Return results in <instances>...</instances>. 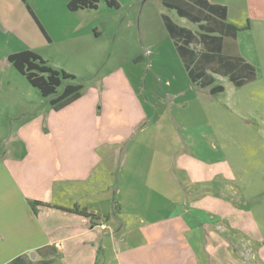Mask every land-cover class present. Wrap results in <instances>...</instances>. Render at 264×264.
Listing matches in <instances>:
<instances>
[{
    "label": "crops",
    "instance_id": "1",
    "mask_svg": "<svg viewBox=\"0 0 264 264\" xmlns=\"http://www.w3.org/2000/svg\"><path fill=\"white\" fill-rule=\"evenodd\" d=\"M159 1L163 8L175 11L178 17L186 19L193 27L178 24L163 8L159 12V22L158 17L156 20L161 23L160 27H153L152 30L150 23L145 21L142 25V40L150 47L145 51L154 61L160 60L161 53L160 41L156 37L158 31H167L180 59L177 44L190 40L187 34L180 37L178 42L173 39L164 21V16H167L178 27L192 32L193 39L188 43V48L193 50L194 54H190V57L194 55L193 59L199 63V67L212 68L217 72L220 70L225 77H229V71L235 76L242 73H239L237 65L222 55L215 57L213 52L227 47L222 36L216 32L220 31L227 36L228 23L239 29L234 37L236 57L242 59L240 65L258 64L259 59L254 54L258 52L257 48L248 35L254 31V34L264 37V1L258 7L256 0H252L257 5L252 12H257L247 13L238 23L230 20V16L242 8L238 4L232 7L227 0H207L210 4L226 6L223 20L208 14L191 1L166 0L168 4L189 9L190 13L200 18L199 21L182 16L175 8L167 7L164 0ZM235 1L245 3L244 0ZM68 2L0 0V4L5 6L4 13L0 14V41H3L5 48L0 51V62L5 60L3 68H0V124L12 125L9 142L5 146L3 134L0 136V264H201L198 257L204 253L197 254L189 239L196 232L189 228H157L156 220L150 222L147 210L142 207L149 199L158 200L165 195L169 196V203H180L183 198L179 192L181 185L187 200L190 196L193 199L191 189L194 184H178L180 177L174 167L177 164L184 168L185 175L189 173L186 171L187 163L193 161L188 154L177 155V152L187 149L191 152V134L183 136L187 145H178L173 149L169 145L174 144L173 140L180 141L183 131L178 127V133L172 124L173 130H168L170 141L167 153H161V156L153 148L149 149L146 138L149 112L143 108L144 103L138 98L141 91H137L130 77L123 74L115 90L119 93L117 101L110 103L115 108L112 110L106 107L100 117L95 113L98 99H92L91 96L85 102H80L83 96L59 110L42 105L41 113L31 114L32 108L36 107L29 103L31 90L20 77L21 74L11 68L8 55L27 49L35 51V48L49 43L83 44L84 37L90 34L91 19L85 20L81 16L79 20L77 15L81 14L80 9L69 10ZM138 2L128 0L127 4ZM143 6L139 12L141 18L145 12ZM255 28L258 32H255ZM216 36L220 38H214ZM241 39L243 45H247L243 46L246 53L239 49ZM214 62L219 63L215 65ZM112 78L111 74L107 76V79ZM16 82L19 87L15 86ZM207 87L210 93L211 86ZM102 88V93L111 89L105 84ZM88 92L99 94L98 89H90ZM4 93H13L15 98L5 99L8 106L1 108ZM20 94H23L22 98ZM127 94L129 97L125 103ZM65 110H70L68 113L75 117L70 121L68 129L62 126L63 119L58 118ZM109 111L115 114H108ZM128 111L131 119L121 122L122 118L128 116ZM101 117L105 118L102 132L99 121ZM168 121L170 119L163 111L153 122L162 133ZM177 122L180 126L183 119ZM42 124L46 125L45 128ZM40 136L44 138L43 141ZM114 152L119 153L118 159L124 174L118 184H103L101 187L102 184L95 180V168L104 155L114 157ZM159 157L161 163H157L156 167L161 166L162 173L158 177L154 162ZM165 175L168 177L167 183L171 184L165 185ZM165 187L168 188L167 192ZM153 188H156V193ZM173 197L175 201L171 199ZM33 200L41 201L42 204L34 205L33 208ZM182 204L188 203L183 200ZM74 205L84 207L96 218L92 220L62 209ZM185 212L186 209L180 213ZM178 219L180 216L175 214L167 221Z\"/></svg>",
    "mask_w": 264,
    "mask_h": 264
},
{
    "label": "rangeland",
    "instance_id": "2",
    "mask_svg": "<svg viewBox=\"0 0 264 264\" xmlns=\"http://www.w3.org/2000/svg\"><path fill=\"white\" fill-rule=\"evenodd\" d=\"M115 1L118 4L116 7L100 0L96 8L80 9L78 19L81 20L83 16L85 20L91 19L92 23L90 34L84 37L83 44L49 43L35 48V51H38L36 53H41L49 66L75 75L73 80L62 79L56 93L61 92L69 82L80 83V96L64 107L83 96L80 102H85L91 96L92 99H98L95 113L100 117L106 107L112 110L115 108L110 103L117 101L119 93L115 90L123 74L130 77L132 83L137 86V91H141L138 98L143 101V108L149 112L146 136L149 149L153 148L162 156L167 153L169 146L176 149L175 146L187 145L184 135L188 137L191 134L192 137L189 142L191 152L188 149L177 152V155L188 154L193 161L187 163L186 171L189 173L185 175L184 168L177 164L174 167L180 177L178 184H194L191 189L194 193L193 199L190 196L187 200L182 185L179 186L183 197L180 203H169L168 195L156 199L157 201L149 199L146 205L142 206L143 210H147L149 221L156 220L157 228H189L196 232L189 239L192 240L197 254L204 253L198 257L201 264H264V37L254 34V31L252 35H248L257 48L258 52L254 54L259 59L258 64L251 65L253 70L250 71L245 65H240V60L236 57L234 35L225 36L217 31V35L222 36V41L227 47L222 51H213L215 57L222 55L224 59L236 62L239 73L242 72L239 79H249L237 84L225 77L220 70L217 72L212 68L199 67V63L194 60L191 64L193 72L196 73L200 69L205 71L194 81L184 64L188 59L178 57L165 29L158 31L156 36L160 41V60L154 61L145 51L150 47L142 40V25L148 21L152 30L153 27L161 26V23H158L159 12L163 8L160 1L147 0L144 3L145 0H139L140 2L131 5L127 4L128 0ZM227 1L232 7L235 4L241 6L242 10L230 16V20L238 23L247 13H256L257 10H252L254 11L257 5L261 7L260 4L264 0H256V6L252 0H244L247 6L249 3V11L245 3ZM142 6L146 12L143 18L142 14H139ZM4 7L0 4V14L4 13ZM163 11L178 24L193 27L192 23L178 17L175 11L165 8ZM255 32H258L256 28ZM239 41V49L246 53L244 47L247 45H243L242 39ZM0 45V51L5 49L3 41H0ZM4 61L0 62V68H3ZM217 63L219 62H214L215 65ZM11 68L15 69L13 66ZM15 71L18 72L16 69ZM109 74L112 79H107ZM203 76L204 81L213 78V83L208 86L222 84L224 91L209 93L207 86L200 87L197 82L199 83ZM20 77L31 90L29 103L36 106L32 108L31 114L41 113L42 105L52 109L49 98L43 97L22 74ZM103 84L111 89L102 93ZM15 86L19 87L18 82ZM21 86L23 88V85ZM90 89H98L99 94L88 92ZM20 95L22 98L23 94ZM13 97V93H4L1 108L8 106L5 99ZM128 97L129 94L125 103ZM69 111L61 112L58 117L63 119L62 126L66 129L70 128V121L75 118ZM163 111L170 121L161 133L153 121ZM107 113L115 114L110 111ZM103 117L99 120L102 125L101 132L105 128ZM128 118L131 119L129 111L128 116L122 118L121 122H126ZM180 119H183V122L178 126L177 121L180 122ZM172 124L178 133V127H181L183 134L180 141L173 140L174 144L168 146V130H173ZM45 126L42 124L43 128ZM11 129V124H0V136L3 134L4 146L9 142ZM43 139L41 137L40 140ZM113 155L114 157L104 155L95 168V180L102 184L101 187L105 184H118L124 174V168H121L118 159L119 153L114 152ZM159 158L154 162L158 177L162 173L161 166L156 167L157 163H161ZM162 166L165 167V163ZM166 178L168 177L165 175L164 179ZM150 182L149 178L148 183ZM165 182V185L171 184L167 183V179ZM153 189L156 193V188ZM164 190L167 192L168 188L165 187ZM171 199L176 200L174 197ZM183 200L188 204H182ZM184 209L186 212L181 214ZM175 214L180 216V220L167 221Z\"/></svg>",
    "mask_w": 264,
    "mask_h": 264
},
{
    "label": "trees",
    "instance_id": "3",
    "mask_svg": "<svg viewBox=\"0 0 264 264\" xmlns=\"http://www.w3.org/2000/svg\"><path fill=\"white\" fill-rule=\"evenodd\" d=\"M100 0H69L67 3V7L71 11H76L78 9H93L97 7V3ZM106 3L109 6H117V2L115 0H105ZM194 3L195 5L201 7L205 11L208 12V14H211L213 16H217L220 19H225L226 16V6L221 4H210L207 0H188ZM165 5L169 8H175L178 13L182 16H185L193 21H199L200 18L196 17L194 13H190L188 10H184L183 8H180L179 6H175L173 4L166 3V0H164ZM164 21L166 24V27L169 30V33L171 36L178 42V39L181 37H184V34L189 35L190 40L188 42L182 44H177V49L179 51V54L182 59H188L186 60L185 67L188 70V74L190 75V78L192 80L196 81L198 78H200L205 71L203 69L199 70L198 72L194 73L193 68H191V64L194 61V55L190 57V54H194L193 50L188 48V43L193 39V34L190 30L185 29L183 27H178L176 24L172 23L171 20L164 16ZM227 26V33L234 35L239 29L232 25V24H226ZM215 30H212V32ZM214 38H220L219 36H216ZM187 52V53H185ZM188 57V58H187ZM8 60L11 63V65L20 73L22 74L28 83L37 88L40 92V94L43 97H48V101L50 105L55 110H59L71 101L75 100L80 96V90L82 88V85L80 83H73L69 82L67 83L61 92L58 94L56 93V88L61 84L62 79H68L73 80L75 78V75L67 72L63 69L57 70L55 68H52L49 66L46 61L36 52L32 50H21L18 52H14L8 55ZM240 60H242L240 58ZM231 62V61H230ZM234 65H237L236 62H232ZM246 66L250 69V71L253 70L252 66L245 63ZM233 69V68H232ZM235 69V68H234ZM232 71H229V79L231 81H234L237 84H240L242 81L247 79H239V76H235ZM213 83V78H209L208 80L204 81V76L200 80L199 84L201 86H208ZM223 90V86L220 84L213 85L210 87V92L215 93ZM42 204L41 201L33 200L31 201V206L34 208V205ZM66 211L74 212L77 214H81L87 217H90L92 220L96 218V216L92 213H89L84 207H80L78 205H74L70 208H62Z\"/></svg>",
    "mask_w": 264,
    "mask_h": 264
}]
</instances>
